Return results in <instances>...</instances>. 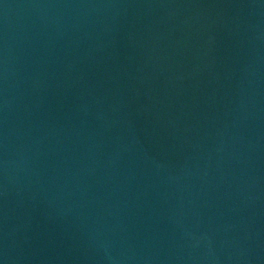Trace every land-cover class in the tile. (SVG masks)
I'll use <instances>...</instances> for the list:
<instances>
[{
  "label": "water",
  "instance_id": "95a60500",
  "mask_svg": "<svg viewBox=\"0 0 264 264\" xmlns=\"http://www.w3.org/2000/svg\"><path fill=\"white\" fill-rule=\"evenodd\" d=\"M0 264H264V0H0Z\"/></svg>",
  "mask_w": 264,
  "mask_h": 264
}]
</instances>
